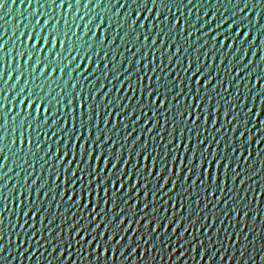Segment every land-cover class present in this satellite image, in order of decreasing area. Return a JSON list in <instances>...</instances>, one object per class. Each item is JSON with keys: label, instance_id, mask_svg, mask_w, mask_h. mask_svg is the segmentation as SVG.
I'll return each instance as SVG.
<instances>
[{"label": "water", "instance_id": "1", "mask_svg": "<svg viewBox=\"0 0 264 264\" xmlns=\"http://www.w3.org/2000/svg\"><path fill=\"white\" fill-rule=\"evenodd\" d=\"M0 264H264V0H0Z\"/></svg>", "mask_w": 264, "mask_h": 264}, {"label": "snow or ice", "instance_id": "2", "mask_svg": "<svg viewBox=\"0 0 264 264\" xmlns=\"http://www.w3.org/2000/svg\"><path fill=\"white\" fill-rule=\"evenodd\" d=\"M32 103H36V101H32ZM29 107H31V104L29 105ZM89 111H91V109H89ZM37 115H39V108L37 109Z\"/></svg>", "mask_w": 264, "mask_h": 264}]
</instances>
